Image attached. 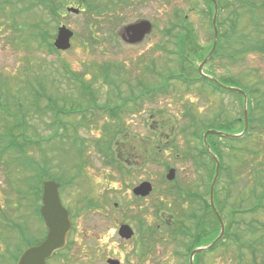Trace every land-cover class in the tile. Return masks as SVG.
Instances as JSON below:
<instances>
[{
	"label": "rangeland",
	"instance_id": "rangeland-1",
	"mask_svg": "<svg viewBox=\"0 0 264 264\" xmlns=\"http://www.w3.org/2000/svg\"><path fill=\"white\" fill-rule=\"evenodd\" d=\"M85 1L58 0L62 10L52 20L50 13L28 7L29 0H0V264H16L22 250L36 245L42 234L44 237V225L38 220L42 204L37 198L34 202L32 192L47 179L61 186V202L73 212L76 203L86 197L101 203L103 210L94 207L86 212L82 204L78 207L81 216L72 230L71 248H81L86 236L106 239L117 218L113 201L127 203L131 197L123 194L122 182L118 186L122 177L115 173L111 161L107 164L96 150V146L103 145L104 151L115 155V138L121 147L133 148L134 153H128L130 158L132 155L141 158L136 159V173L129 179L126 175V179L136 183L144 179L143 171H150L146 177L153 187L146 206L145 202L131 205L132 217L128 222L135 231L143 226L147 233L150 227L157 239L156 249L177 250L175 264H182V248L165 236L164 223L159 218L169 220L172 216L178 220L193 218L192 214L201 217L215 172L214 161L204 155L202 135L207 130L238 135L244 129L242 98L215 92L197 76L198 66L212 48V12L203 0H166L161 12L159 2L146 0L149 6L142 8L140 15L138 11L129 16L122 14L119 21L111 23L109 20L113 18L102 13L99 0ZM262 1H251L255 20L261 15L257 8ZM67 6L84 9L85 13L67 14ZM22 8L28 10L18 11ZM98 9L102 16L96 14ZM250 16L244 8L235 24L241 36L235 33L233 40L229 39V43L234 40L245 43L237 48L248 52L236 57L237 62L233 63L228 57L229 45L203 67V73L221 85L238 89L241 85L250 93L246 94L247 130L241 140L236 143L209 139L208 142L219 161L220 177L215 181V186L218 181L220 184L218 198L226 197L228 203L220 216L227 225L232 223L215 253H204L205 258L213 255L212 264H264V208L253 213L228 214V208H233L235 203H240V210H248L255 203L252 189H256V194L264 191V51L247 45L246 32L254 27L249 25ZM227 17L232 18L231 7L218 12L219 21ZM138 18L151 21L152 32L141 44L125 45L118 37L119 28ZM173 24L191 30L182 47L173 35L175 29L171 31ZM61 25L73 32L71 46L66 51L52 53ZM261 36L264 38V34ZM249 38L254 43L256 36ZM259 44L262 45L260 40ZM107 64L118 66L119 70L112 68L103 74L107 81H103L102 75L95 77L100 67ZM182 71L185 81L177 77ZM76 76L93 89V102L79 95ZM220 78L225 83L229 79L235 83L225 85ZM253 87H258L261 95L254 93ZM130 88L136 95L150 93L131 97ZM115 89L120 97H115ZM115 103L126 106L120 114V123L126 128L119 127L118 133L110 137V130L104 127L108 125L112 129L114 121L98 106ZM61 111L65 112L61 114ZM226 123L229 125H220ZM147 137L150 145L144 141ZM145 148L150 150L146 159L149 164L143 163ZM169 168L177 170L174 183L165 179ZM191 188L199 195L195 209H175L176 201H180L177 192ZM180 231L192 230L183 227ZM162 235L164 242L160 241ZM179 238L185 248V238ZM112 241L118 242V238ZM125 249L127 245L114 249L110 255L116 256L118 250ZM168 259L171 264L170 254Z\"/></svg>",
	"mask_w": 264,
	"mask_h": 264
},
{
	"label": "flooded vegetation",
	"instance_id": "flooded-vegetation-1",
	"mask_svg": "<svg viewBox=\"0 0 264 264\" xmlns=\"http://www.w3.org/2000/svg\"><path fill=\"white\" fill-rule=\"evenodd\" d=\"M151 1H153L154 4H157V2L160 3L159 12L163 11V8L166 7V0H151ZM148 6H149V3H147L146 0H99V7L102 13L108 16L110 19L111 17L113 18V21L109 20L111 21V23H113L115 20L119 21V17L122 16V14L129 16L132 14H137V11H138V14L140 15L139 12H141V9L142 8L146 9L148 8ZM100 9H98L99 11H96V14L102 16V14L100 13ZM82 11H84V9H82ZM147 11H149V9ZM101 18L103 19V17ZM143 21L145 22L147 21L151 23V21L145 18H138L135 21L122 25L118 31V37L121 40V42L124 43L125 45H136V44H141L145 42L146 40H148L152 32V29H153L152 24H151L150 33L144 36V39L142 41L137 42V43H132L130 39L131 37L124 32V30L127 27L136 25L137 23H140ZM164 32L166 33L167 29L166 30L164 29ZM128 92L130 93V94L128 93V96H134V97L135 96H146L148 95V93H150V92H145V93H139L138 95H136V93L131 88L129 89ZM135 100L136 99H134L133 101ZM119 103H121V99L119 100ZM134 105H135L134 109H136V103ZM120 108L125 109L126 106L122 105V107ZM120 114H122V109H121V112L117 115V117L112 119L114 123H112L111 125L116 130L119 129V127L123 129L126 128L125 126H122L123 123H120ZM150 119H151V115L149 116V120ZM148 129L150 133L151 132L150 121L148 123ZM124 139H127V138L124 137ZM144 141L145 143L147 141V143L150 145V141H151L150 137H147ZM115 149H116V152H115V155L113 153L112 165L118 177L119 178L122 177L120 181L117 182L118 186L120 187L121 185L120 183L122 182L123 186L121 185V187L124 188L123 194L127 196L129 195L131 196L129 200H126V202L128 201L130 204L128 202L122 203V202L113 201L112 209L113 211H115L117 218H116V222L114 221V223L112 224V228L108 229V234H106V239H102V236L100 237L97 235L86 236L85 243L81 246V248L79 247L71 248V246L73 245V241L71 238L72 233H73L72 230H74L76 226L77 219L81 216V214L78 212L81 209V207L80 208L78 207L81 206L82 204L83 208H86V212L90 211L91 208H94V207L98 210L100 209L103 210V209H102L101 203L99 204V201L94 202V200L89 197H86L82 199L81 201H79L78 203H76L74 212L68 208L69 206L61 202L62 206L65 208V210L69 214L70 232L67 237L64 248L56 251L50 258H48L46 260V264H169V259H168L169 254L172 257L171 264H175L177 262V257L179 255L177 250H172V249L167 250L164 248L156 249V243L154 244V242H157V239L154 237L155 234L154 235L152 234L150 227H149L150 229L148 228L147 233H145V229L143 228V226L138 228L137 231H135V229H133L131 224L128 222V219L132 217L130 215V212L133 209V208L130 209L131 205L133 203L145 202V206H146L148 204L146 203V201L151 198L153 187L150 182V179L149 178L147 179L146 177V173L148 172L149 174L150 171H143L144 173L143 180H139L136 183L129 182L127 179L130 178V175L133 176L134 173H136V169H135L136 161H137L136 159L137 158L141 159V158L138 155H135V156L132 155V158H130V154L128 153H134L133 148H130V147L124 148V146L121 147L117 138H115ZM149 152L150 150L148 148L147 149L145 148L143 163L146 162V159H149L148 158L150 156ZM146 153H147V156H145ZM100 156L103 158L102 155ZM124 156L126 157L124 158ZM146 164H149L148 160ZM170 169L172 168H169L167 172ZM126 175H127V179H126ZM176 175H177V170L175 169L174 179L172 180L173 183L175 182ZM125 180H127V182H125ZM143 183L149 184L151 186V191L145 196L136 195L134 193V190ZM195 189L198 190V188L196 187ZM195 189L193 190L192 188L185 189V190L183 189L180 192H177L179 193L178 199H180V201H176L174 205L175 209H185V207H189L190 209L191 208L195 209V202L196 201L198 202V198H199L198 192H196ZM40 202H41V198H40ZM76 212H78L79 214ZM83 212L85 211L83 210L82 213ZM110 219L111 220L113 219L112 216ZM38 220L42 222L41 218H39ZM159 220H162V222L164 223V227H165L164 229L166 230L165 236H167L170 240L174 241L180 248H182L183 254H180L181 257L184 258L182 264H190L189 263L190 253L192 252L194 248H196V247L191 248L190 246H192V244L196 240L195 231L197 229L196 224L199 220L198 216H196L195 218L181 217L178 220H176L172 216H169V220H166L164 217L159 218ZM183 220H186L185 223L183 222ZM212 221L213 220L211 218H208V222H212ZM44 227H43V230L45 232L44 237L42 234V238L37 239L36 245L34 244V246L41 244L46 239L47 230ZM101 227L103 228V226ZM183 227L187 229H191L192 231L182 233L180 229ZM109 231L111 232L110 234H109ZM179 236L185 238V241L187 242L185 243L186 244L185 248L182 247L183 241L180 240ZM114 237L118 238V242L112 241ZM160 241L161 242L166 241L163 235ZM100 242H104L105 244L101 245L99 244ZM124 245H127V249L118 250V253L116 254V256H115V253L114 255H110V253H112L114 249L122 248L124 247ZM30 247H33V245L28 246L24 250H22L18 258L21 256V254L26 249ZM205 252L215 253V250L209 249V250L204 251V253ZM204 253L195 254L193 256V264H212L211 258L213 255L205 258Z\"/></svg>",
	"mask_w": 264,
	"mask_h": 264
},
{
	"label": "trees",
	"instance_id": "trees-1",
	"mask_svg": "<svg viewBox=\"0 0 264 264\" xmlns=\"http://www.w3.org/2000/svg\"><path fill=\"white\" fill-rule=\"evenodd\" d=\"M20 1L24 2L25 0H20ZM29 1H30L29 4H28L29 6L27 5L28 7L32 8L34 10L37 9V10H41L43 12L50 13V15L53 16L52 20H56L59 12L62 10V5L58 2V0H29ZM81 1H83V0H81ZM204 1H205V3H207L209 11L212 12V5L210 4V2L208 0H204ZM251 1H253V0H232V1L231 0H222V1L221 0H217L219 11H221V10H225L226 11V9L231 7V16H232V18L227 17V18L223 19V21H219V19H217V27H218V30H219V34H218L216 47H215V49L213 51V54H212L211 58L209 59V61L210 60H214L215 57H219L221 51L222 50L226 51L229 45L231 46V53H228V57H230V59L232 58L233 63L237 62L236 61L237 60L236 57L241 56V55H243V54L248 52V51L244 52L245 50H243V49H238L237 46H238L239 42L236 41V40H234L233 42L231 41L232 43H229L230 42L229 41L230 37H232V40H233V38L235 36L234 35L235 33L238 36H241L240 32L238 33L236 31L235 24H236V21L239 18L240 14H241V12L243 11L244 8H246V14L251 15L249 17V19H250L249 25L251 27H252V25H254L253 28L249 29V31L246 32L247 45H248V47L253 45L252 47H254V49L258 50L259 52L260 51H262V52L264 51V48L262 47V46H264V38H261V37H263L261 35L264 34V30L262 29V22L264 23V0L261 3H259V6H258L257 10L259 9V12L261 13V15L256 20L254 19V15H252V12L254 11V9L252 7H255V6H254V4H251ZM83 2L86 3V1H83ZM222 2H223V4H222ZM230 3H231V5H230ZM93 7H95V6L93 5ZM27 10L28 9H26V8H22L20 11L23 12V11H27ZM91 10H95V9H88V11H91ZM91 13H94V11H92ZM176 25H178V27H176L174 24L171 25V27L173 29L172 30L169 29V30L173 31L175 29V33L173 35H175V39H177V45L182 47V45L186 44V42L188 41L187 38L189 37V33L191 32V30H190V28H188V27H186L184 25H182V26H181V24H176ZM35 28H37V25L35 26ZM184 28H186V29H184ZM243 30H242V33H243ZM171 31H169V33ZM171 33H173V32H171ZM249 36L250 37L256 36V38L253 39L254 43H251V39L249 38ZM259 40L261 41L262 45L259 44ZM245 42H246V40H245ZM241 44H239V45L240 46H242V45L245 46L246 45L245 43H243L242 45ZM52 50H53L52 53H57L53 48H52ZM250 50L251 49H249V51ZM179 51H180V54H181V49H179ZM180 54H178V55H180ZM225 54H226V52H225ZM184 61L188 62L186 64H189L188 60L187 61L184 60ZM184 61H182L181 63H183ZM112 68H114L116 71L119 70L118 66H112V64L103 65V66L100 67V72H98L95 75V77L102 75L103 81H107L108 78L103 77V74L109 73L110 71H112ZM117 75H118V73H117ZM177 77L179 79H182V81H185L184 79H187L185 77V73L183 71L180 74H178ZM198 78H200V77L198 76ZM75 80L79 83V85H78L79 88H78V90L76 89L77 91H79V95L83 96V97H88V99L90 98L89 101L93 102V100L95 99V97H94L95 93L93 92V89L88 87L86 84H84V82L82 80H80L78 76L75 77ZM201 80L205 81L208 84V87L211 90H214L215 92L217 91L219 93H224L226 95H233L234 97H237L239 99L242 98L237 93H234V92H231V91H227V90H224L223 88H220L219 86H217L215 83L211 82L210 80H206L204 78H202ZM218 80L220 82H222L223 84H225V85L226 84L231 85V84L235 83L234 81H232V79L231 80L229 79L230 82H228V83H225L224 79H222V78H220ZM137 84L140 85V84H142V82H140V80H139L137 82ZM238 85H239V83H238ZM143 86H146V85H143ZM86 87H88V88H86ZM239 88L243 89L246 94L249 93L247 87H242L240 85ZM258 89H259L258 87H253V92L256 90L254 93H256V94L259 93L260 94ZM116 96L120 97L119 91H117V94H115V97ZM131 97H133V96H131ZM94 105L96 106L95 102H94ZM75 107H77V105ZM120 107H122V106L119 105V104H114L113 106H109V104H105V106H98V109L101 110L103 113L105 112L106 114H109L110 118L114 119L121 112L122 108H120ZM248 109H249V104H248ZM51 110H53V109H51ZM64 112L65 111H61L60 113L63 114ZM251 122H252V120L250 118V123ZM220 125L221 126H228L229 124L226 123V124H220ZM106 126H108V125H106ZM106 126L104 127V129L110 130V132H109L110 133V137L113 136L114 134L118 133V129L116 130V129L112 128L113 129V131H112V129H109L110 127H106ZM107 138H109V137H107ZM209 139L210 140L222 139V140L230 141V142L231 141L236 142L238 140H241V139L224 138V137H220V136H217V135H209L207 137V142H209ZM212 147H214V146L212 145ZM96 148L95 149L97 150V152L100 155H102L104 159H106L105 162L107 164H109L108 161H111V163H112L113 154L111 155V154L108 153V151L107 152L104 151L106 148H104L103 145H101L100 147L96 146ZM157 152L159 153V151H157ZM204 153H205L204 155H206L207 158H208L207 160H210V161L213 162V160L209 157V155L206 152H204ZM218 177H220V176H218ZM218 185H220L219 181L217 182L216 186H214L213 199H214V204H215L218 212L221 215L223 210L226 209V206L228 205V203H227L226 197H224L222 199L218 198V193H219L218 192L219 189L217 188ZM41 191H42L41 190V184H39V189L37 188V190L32 192V194L34 196V202H36L35 201L36 198L40 200ZM255 191H256V189H252L250 191L252 196H254V198H255V203L248 210H240L239 209V204L240 203H235V204H233V208H230V207L228 208V214L230 216H234L236 214L243 213V212H245V213H253V212L258 211L259 209H263L264 208V202L262 204V200L264 199V191H262L260 194H256ZM207 202L208 201H205V200L203 201V203H205L204 208H203V212L204 213L200 214L201 217H198L199 220H198V222L196 224L197 229L195 231L196 232V240L194 241L192 246H190L191 248L192 247L201 246L203 244H207L209 241H212L216 237V235L218 234L219 227H218L217 220H216L215 215L213 214L210 206L207 204ZM36 212H37V210H36ZM192 216H193V218H195V215L192 214ZM221 217L223 218V216H221ZM207 218H211L213 221L212 222H208ZM230 224H232V223H229L228 226ZM248 227L250 228V230H252V226L251 225H248ZM227 231H228V227H226V233L225 234H228ZM219 245H222V240L218 241L213 247L216 249Z\"/></svg>",
	"mask_w": 264,
	"mask_h": 264
},
{
	"label": "water",
	"instance_id": "water-1",
	"mask_svg": "<svg viewBox=\"0 0 264 264\" xmlns=\"http://www.w3.org/2000/svg\"><path fill=\"white\" fill-rule=\"evenodd\" d=\"M210 2L213 5L212 28L214 32V39L209 54L206 56V58H204V60L198 66L197 72L201 78H207L212 82L216 83L219 87L231 92H235L242 96L244 129L243 132L238 135H226L216 130H207L202 135L203 146L207 154L211 157V159L215 163L214 177L209 189V204L218 221L219 234L209 245L202 248L194 249L190 253V257H189L190 264H193L192 258L196 253L211 248L216 242H218L223 237L225 232V228L221 216L217 211L213 201V188L218 176L219 161L217 157L210 151L209 145L207 143V137L209 135H219L234 139L241 138L243 137L244 133L247 130V123H248L246 94L241 89L225 87L221 85L220 83L217 82L215 78L206 76L205 74H203L202 71L203 67L211 57L217 43V26H216L217 2L216 0H210ZM66 11L72 14L79 13V10L74 7H68ZM150 31H151V25L149 22H145V21L137 23L136 25L129 26L124 30V32L131 37L130 39L132 43H137L142 41L144 36L148 34ZM72 36H73L72 31L67 29L64 25L60 26L57 29L56 37L53 41V47L59 51L68 50L70 48V40ZM174 175H175V169H170L167 172L165 179L167 181H172L174 179ZM58 188L59 185L53 180H46L42 183V206L40 208V215L47 229V236L46 239L41 244L26 249L19 257L16 264H46V260L48 258H50L56 251L64 248L67 237L70 232V221H69L68 212L64 209V207L61 204ZM150 191H151V186L147 183H143L134 190V193L136 195L145 196Z\"/></svg>",
	"mask_w": 264,
	"mask_h": 264
}]
</instances>
